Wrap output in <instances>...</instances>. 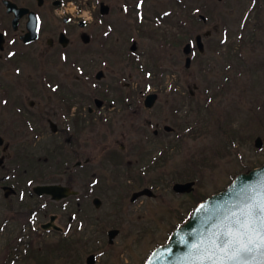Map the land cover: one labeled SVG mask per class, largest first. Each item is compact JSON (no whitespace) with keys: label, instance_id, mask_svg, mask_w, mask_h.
I'll use <instances>...</instances> for the list:
<instances>
[{"label":"rangeland","instance_id":"374dc122","mask_svg":"<svg viewBox=\"0 0 264 264\" xmlns=\"http://www.w3.org/2000/svg\"><path fill=\"white\" fill-rule=\"evenodd\" d=\"M256 3L255 8V0H113L114 32L104 47L94 40L85 45L75 36L63 49L55 38L53 47L37 43L34 60L22 62L17 74L2 72V88H13L9 101L19 98L35 112L33 115L44 116L49 111L53 116L58 132L46 119L40 120L37 125L43 134L33 146L42 149L48 143L51 148L56 145L60 150H52L53 165L58 164L55 162L62 153L68 154L71 162L77 159L75 153L60 148L65 141L61 129L67 127L79 135L81 159L101 154L102 148L118 147L117 140L126 146L120 160L131 164L137 163L135 153L143 147L145 170L138 172L137 164L114 167L113 163L99 170L108 177L109 188L94 193L102 199L98 209L91 203L94 194L87 209L103 221L98 226L83 224L89 231L82 237L83 243L67 249L43 248L8 264H87L90 252L99 255L95 264H142L156 245L164 243L188 219L198 201L223 190L239 173L264 164V0ZM160 14L165 17L158 20ZM200 14L206 16V22L199 19ZM155 28L161 30L159 36ZM205 31L211 33L203 36L205 50L198 53L194 38ZM189 41L196 54L186 67L183 48ZM100 69L104 76L98 80L95 74ZM66 87L72 93H83L84 114L91 106L93 122L86 116V122L71 125L69 116L63 115L61 98ZM98 87L122 88L131 93V100L137 99L140 106L138 113H132L134 106L120 107L117 99L112 106L105 103L97 109L94 98L105 101V96L97 95ZM150 92H156L158 98L152 108L145 109L142 100ZM109 97L118 98V94L111 91ZM3 99L0 133H31L24 123L15 125L8 119L19 115L2 109L7 106L2 104ZM29 101H34L32 110ZM164 126L173 128L178 141L161 162H153L148 168L147 161L156 158V150L167 146L171 138L152 141L145 136L152 137L154 129L163 133ZM257 136L261 137V147L255 146ZM10 149L16 152L15 146ZM126 170L137 171L138 175L128 178ZM189 181L194 182L189 192L177 193L172 188L175 182ZM143 187H149L152 196L130 202L131 193ZM114 199L121 209L120 217L109 214ZM114 224L120 233L109 244L106 231Z\"/></svg>","mask_w":264,"mask_h":264},{"label":"flooded vegetation","instance_id":"af4514ba","mask_svg":"<svg viewBox=\"0 0 264 264\" xmlns=\"http://www.w3.org/2000/svg\"><path fill=\"white\" fill-rule=\"evenodd\" d=\"M112 1L0 0V80L1 76L5 77L3 71L7 73L11 71V74H17L22 62L33 61L35 57L33 48L37 43L46 42L49 47H53L56 38V43L60 46L58 43L60 33L65 35L64 38L69 45L74 41L75 36L83 41V34L86 33L88 35L87 42H83V44L88 45L94 40V42H99L104 47L114 32V5ZM102 3L107 4L106 13L105 7L101 8ZM32 18L37 19V38L24 40L27 32H29L28 23ZM223 48L227 50L225 45ZM189 49L188 56H190L192 62V54H196L194 50L196 49L198 53L199 50L197 47L194 49L192 43ZM42 51L46 60V52ZM9 53L14 55L9 56ZM190 65L191 63L189 67ZM3 85V81H1L0 98L4 97L2 104H6L4 103L6 101L7 106L4 105L1 108L16 112L19 116H11L8 119L13 121L15 125L20 121L31 130V133L13 130L5 132L6 135L0 133V137L3 139V143L0 144V150L3 152L0 156V264H8L10 261L17 262L21 259V256H27L28 252H39L43 248L46 251L54 246H61L63 249H67L69 246H80L83 243L82 237L87 231L83 224L97 225L98 222L103 221L102 217L87 209L89 198L94 193L100 192L97 189L109 188L108 177L101 174L99 170L107 169V165L112 163L116 166L119 164L130 166L131 163L120 160L123 154L125 156L126 146L117 140L115 143L118 147L102 148L101 154H89L81 159L82 153L78 146L79 135L75 136L72 128L63 127L61 133L65 137V141L61 143L60 148L66 149L67 152L72 154L75 153L77 159L71 162L72 160L69 159L68 154L61 152L62 157L58 156L59 160L55 162L58 164L53 165L51 161L54 157L51 153L56 145L51 148L52 144L48 143L42 149L33 147L36 144L35 140L43 134V130L37 125L40 120L46 119L51 129L56 133L58 132L57 125H54L55 123L51 118L53 116L49 111H45L44 116L33 115L35 112H31L19 98L18 100L9 101L8 98L11 97L13 88H2ZM47 88L51 90L52 87ZM66 88L65 94H62L61 98L63 115L67 114L69 116L67 118L68 120L71 119V125L74 122H86V116L93 122V115H91L93 108L91 106L87 107V114H84L83 93L79 91L72 93L74 91L70 87ZM103 88L96 93L105 96V101L101 99L97 103L95 101L97 97L93 100L97 109L102 108L105 103L108 107L112 106L113 103L108 101V96L111 91H116L118 100H120L117 103L120 104V107L127 109L134 106L132 113L134 115L138 113L137 109L140 106L137 99L131 100V93H125L122 88L120 90L114 87ZM47 101L50 103L48 97ZM33 104L34 101H29L31 110ZM147 124H151V120H148ZM43 128L45 129V126ZM163 131L162 133L159 132V129H154L152 137L145 136L147 140L151 139L152 141L165 139L166 137L171 138L167 147L162 148L160 146L159 149L161 150H156L159 154L155 158V163L161 162V159L165 158L164 150L169 146L174 147L178 141L175 138L177 135L175 132L165 129ZM162 135L166 136L160 138ZM27 136H31V139ZM12 146L16 147L15 153L9 151ZM55 149L59 148L55 147ZM139 149L140 151L135 153L138 156H136L137 163H132L131 166L137 164V169L140 170L138 172L143 173L145 171L142 169L143 147ZM115 165L114 167H116ZM131 172L135 173L131 175ZM126 173H130L127 176L128 178L138 175L137 171L132 170H126ZM42 184H60L75 190V194L60 199H54L47 194L38 195L33 188ZM133 192L129 198L132 203L139 198L132 199ZM95 199L98 202H95ZM91 203L98 209L101 206L102 199L94 194ZM113 206V211L109 212L110 216L119 215L120 217L121 209L118 207L119 204L116 199H114ZM95 229L100 230L96 226ZM110 229L119 228L114 224V227ZM88 232L86 233L88 234ZM89 254L94 255L93 264H95L99 260V255L93 252Z\"/></svg>","mask_w":264,"mask_h":264},{"label":"water","instance_id":"95a60500","mask_svg":"<svg viewBox=\"0 0 264 264\" xmlns=\"http://www.w3.org/2000/svg\"><path fill=\"white\" fill-rule=\"evenodd\" d=\"M61 43L62 45H66L65 41L61 40ZM196 43L200 51H203L201 35L196 36ZM189 47V44L185 45V53H189ZM189 63L190 58L187 57L186 66H189ZM100 74L101 72L97 74L98 78ZM155 98V94L147 95L145 105L148 107L152 106ZM165 128L168 127L166 126ZM1 143L2 139L0 137ZM255 145L261 147L262 141L260 137L255 139ZM193 184V181L176 182L173 185V190L180 193L189 192L193 189ZM262 185H264V164L247 172L239 173L224 190L212 194L199 202L190 217L172 232L165 244L159 245L152 251L144 264H188L186 258L189 257L190 253L189 245L198 241L203 235H206L210 230V225L218 223L228 210L238 205L246 189L259 188ZM34 189L39 194L48 193L56 199L70 193L67 187L61 185H41L36 186ZM142 194L152 195V192L150 189H143L133 193L132 199ZM95 202H98V200L95 199ZM117 232L118 230L116 229L108 232L109 242H112ZM185 241H188V243L186 244ZM93 260L94 256L90 255L87 258V263L93 264ZM254 264H259V260L254 262Z\"/></svg>","mask_w":264,"mask_h":264},{"label":"snow or ice","instance_id":"6c2138e0","mask_svg":"<svg viewBox=\"0 0 264 264\" xmlns=\"http://www.w3.org/2000/svg\"><path fill=\"white\" fill-rule=\"evenodd\" d=\"M189 248L188 264H264V185L246 189L240 203Z\"/></svg>","mask_w":264,"mask_h":264}]
</instances>
